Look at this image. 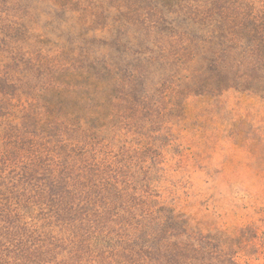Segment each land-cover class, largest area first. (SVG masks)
<instances>
[{
	"label": "rangeland",
	"instance_id": "1",
	"mask_svg": "<svg viewBox=\"0 0 264 264\" xmlns=\"http://www.w3.org/2000/svg\"><path fill=\"white\" fill-rule=\"evenodd\" d=\"M0 264H264V0H0Z\"/></svg>",
	"mask_w": 264,
	"mask_h": 264
},
{
	"label": "trees",
	"instance_id": "2",
	"mask_svg": "<svg viewBox=\"0 0 264 264\" xmlns=\"http://www.w3.org/2000/svg\"><path fill=\"white\" fill-rule=\"evenodd\" d=\"M54 78L53 81L57 79L56 76H52ZM11 84L16 87L17 84L13 82V80H10ZM54 90V86L51 87L50 91ZM68 99L64 96V93H53L50 98L48 99V103L50 104V108H52L55 112H63L68 111L67 105H68Z\"/></svg>",
	"mask_w": 264,
	"mask_h": 264
}]
</instances>
